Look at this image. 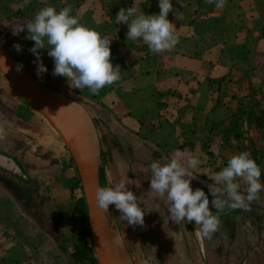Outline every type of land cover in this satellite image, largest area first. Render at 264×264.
I'll list each match as a JSON object with an SVG mask.
<instances>
[{"label":"crops","instance_id":"1","mask_svg":"<svg viewBox=\"0 0 264 264\" xmlns=\"http://www.w3.org/2000/svg\"><path fill=\"white\" fill-rule=\"evenodd\" d=\"M31 1L0 0V18L16 14ZM95 1L100 3V14L111 23L116 22L121 8L135 6L146 15L160 12L159 0L115 2L110 7L105 0ZM171 3L173 11L167 19L179 39L162 53L153 54L142 38L132 41L126 33L97 30L112 40L111 61L113 66L120 65L122 72L120 80L102 88L98 95L87 88L70 87L65 77L54 76L53 58L47 49L39 50L48 69L41 77L56 79L66 88L61 91L73 93L93 118L109 127L113 138L130 148L132 159L151 157L163 164L165 160L154 157L152 150H163L170 159L180 150L185 159L188 155L198 159L193 175L209 179L227 166L232 155L248 151L261 168L264 184V0H226L223 8L205 0ZM121 27L128 31L127 24L121 23ZM44 83L54 87L51 82ZM119 159L118 165L127 160ZM262 199L255 200L257 207L244 211L246 217L237 220L235 228L215 233L211 239L202 237L207 264H264V196ZM169 206L165 203L162 209L168 223L162 227L167 237L160 243L171 251L167 262L203 264L191 224L186 220V225H176ZM156 209L152 216L147 215V222L153 218L160 224V210ZM0 214L4 219L3 212ZM5 225L10 230L6 221ZM8 249L0 253V264H14Z\"/></svg>","mask_w":264,"mask_h":264},{"label":"rangeland","instance_id":"2","mask_svg":"<svg viewBox=\"0 0 264 264\" xmlns=\"http://www.w3.org/2000/svg\"><path fill=\"white\" fill-rule=\"evenodd\" d=\"M105 1L110 7L115 2L121 5L131 0ZM69 4L72 5L71 14L77 17L80 23L96 31L127 33L121 24L111 23V19L100 14V3L95 0H32L16 14L0 18V45L35 75L34 54L29 51L34 46V41L27 39L29 33L26 28L20 30L41 8L51 5L59 11ZM85 10L89 11V14L84 13ZM14 44H20L22 51L17 52L13 48ZM41 78L43 82H51L55 87L52 88L81 103L70 91H61H66V88L56 79ZM87 111L91 115L88 109ZM92 119L100 138L101 187L110 186L121 179L129 183L130 179H135L137 168L141 170L139 164L142 162L129 160L132 159L130 148L113 138L108 132L109 127L101 119ZM0 127L4 128L5 132L0 139V153L15 156L28 174L34 177L37 185L36 195L33 193L21 201L23 207L16 197H13L17 195V187L0 182V213L3 212L4 221L10 227L8 230L5 222L0 223V253H5L9 248L8 251L14 256V264H98L90 238L85 198L69 151L47 119L38 111L33 100L16 89L1 73ZM152 151L155 152L154 157H162L164 163L169 162L170 158L163 150ZM121 157L126 158L129 165H118ZM192 180L207 187L213 183L202 176L194 175ZM127 186L134 194H138V187L133 184ZM25 187L27 186H21ZM141 189L142 186L139 190ZM263 196L264 190L256 200H263ZM137 199L141 201V198ZM141 208L144 209L143 205ZM108 209L116 222L115 233L132 264H174L167 262L171 252L167 245H163V250L160 246L157 252L159 256L153 250L154 236L159 237L162 244L164 236L167 237L164 234L166 230L162 227L156 230L150 226L146 229L140 225H129L126 220H122L121 213L114 205H110ZM147 221L149 220L146 214L144 224ZM75 246L85 249L88 253V257L80 263H75L71 258ZM158 257L161 259L159 262Z\"/></svg>","mask_w":264,"mask_h":264},{"label":"clouds","instance_id":"3","mask_svg":"<svg viewBox=\"0 0 264 264\" xmlns=\"http://www.w3.org/2000/svg\"><path fill=\"white\" fill-rule=\"evenodd\" d=\"M25 4L29 0H24ZM207 4H215L216 8H223L226 0H205ZM183 7V5L181 4ZM159 14L146 15L135 6L121 8L116 16V24H127V40L141 39L147 44L153 54H159L172 49L178 43L175 26L167 17L173 11L171 0H159ZM72 5H67L59 11L51 5L41 8L27 25L21 28L28 30L27 39L34 41L29 49L36 57L33 61L37 65V77L48 71L44 65L40 51L47 49L53 58L54 76H63L70 87L76 89L87 88L92 95H98L105 86H110L121 79L120 65L113 66L111 61V42L95 29L82 24L72 14ZM181 18V13H175ZM13 48L20 52L22 46L14 44ZM6 58L0 56V70L8 72ZM22 64H17L19 72ZM4 128L0 127V139L3 138ZM198 165V159L177 150L167 163L154 160L150 164V189L158 198L165 197L169 202L168 213L176 223L187 220L195 222L198 237L211 239L220 226L219 216L225 208L230 210L250 211L252 201L259 198L264 190L261 183V168L248 151L232 155L227 166L212 178L208 190L213 199L209 207V197L201 188L193 190L191 180L194 178L192 169ZM124 179L110 186L98 187L95 191L96 205L107 211L110 205L121 213L122 220L129 225H144V209L136 195L129 190ZM246 193V194H245Z\"/></svg>","mask_w":264,"mask_h":264},{"label":"water","instance_id":"4","mask_svg":"<svg viewBox=\"0 0 264 264\" xmlns=\"http://www.w3.org/2000/svg\"><path fill=\"white\" fill-rule=\"evenodd\" d=\"M0 56L6 58V66L10 68L8 72L0 70V73L20 92L24 94L29 92L34 95L33 103L62 139L70 153L85 198L90 238L98 264H132L127 257L121 258L106 246L105 229L115 233L117 226L109 209L105 211L95 202V191L101 187L100 138L91 115L81 103L50 87L24 66L18 72L16 66L21 63L1 45ZM0 176L10 177L23 187L37 188L34 177L27 173L24 165L15 156L0 153ZM191 187L193 190L203 189L213 199L207 186L192 182ZM257 205V201L254 200L250 208ZM237 211L242 210L237 209ZM190 224L197 253L201 262L207 264L202 237H198L194 232L195 222Z\"/></svg>","mask_w":264,"mask_h":264},{"label":"flooded vegetation","instance_id":"5","mask_svg":"<svg viewBox=\"0 0 264 264\" xmlns=\"http://www.w3.org/2000/svg\"><path fill=\"white\" fill-rule=\"evenodd\" d=\"M129 160L142 162L139 164V165H141V170L139 171V169L137 168V170L134 174L135 179H130L129 184L131 186L133 184V185H135V187H138L139 189L141 188V186L143 187V189H141V190L138 189V194L135 193V195H136V197L141 198L140 199L141 200L140 206L143 205L145 215L147 214V215L152 216L153 215L152 210L154 207L157 208L156 210H158V209L160 210V211H158L160 213V221H161L160 225L158 224L159 222H157V220L154 221L152 218V221L149 224L147 222H145L144 226H141V227H144L146 229H149V226L151 227V225L152 226L155 225L157 228H159V227L161 228L163 226L166 227L164 223H168V222L164 221V213L162 212V209H163V205L165 203H166V205L167 204L170 205V204L167 201L166 196L158 198L154 193L150 192L151 191V189H150V178H151L150 164L155 159L148 157V158H146V160L145 159L137 160L136 158L135 159H129ZM122 164L129 165L128 160H126L125 162H123V160H122L121 166H122ZM128 170H129V167H128ZM0 182H3L4 184H5V182H7V183H10L11 185L14 184V188L17 187L16 188L17 195L15 197H17L19 202L23 201L24 197H27L28 195H31V194H33V192H35V189L31 190L30 186L29 187L27 186L25 188H21V186L19 184H17L11 178L6 177V176H0ZM143 183H144V186H143ZM211 200H212V198L209 197V201H210L209 207H210V210H212L213 213L215 214L216 210H215V208L212 207ZM245 214H246V212H244V211L230 210V209L225 208L224 212L221 213L219 216L220 226H219V229L216 233L224 234L225 233L224 231H226L228 229L235 228L237 225L236 224L237 220H238V222L243 221L244 217H246ZM174 223L176 225H179L175 221H174ZM180 224L186 225V220L181 221ZM153 240H154L153 250L159 256V254L157 253L160 250V246H161L159 238L154 236ZM213 247L215 248L216 245H214ZM219 247H222V246L220 245ZM163 249H164V247H162V250ZM159 261H161V259L158 257V262Z\"/></svg>","mask_w":264,"mask_h":264},{"label":"bare ground","instance_id":"6","mask_svg":"<svg viewBox=\"0 0 264 264\" xmlns=\"http://www.w3.org/2000/svg\"><path fill=\"white\" fill-rule=\"evenodd\" d=\"M26 95H28V97L31 98V100L32 99L34 100L33 94L26 92ZM104 236L106 237L107 240L106 246L109 249H111L113 252H115L117 255H119L121 258L126 259L125 249L122 243L120 242L118 235L109 229H105Z\"/></svg>","mask_w":264,"mask_h":264},{"label":"trees","instance_id":"7","mask_svg":"<svg viewBox=\"0 0 264 264\" xmlns=\"http://www.w3.org/2000/svg\"><path fill=\"white\" fill-rule=\"evenodd\" d=\"M1 215V214H0ZM4 219L0 217V223H4ZM88 257V253L84 249H79L78 247H73V251L71 253V258L75 263H80L85 260V258Z\"/></svg>","mask_w":264,"mask_h":264}]
</instances>
